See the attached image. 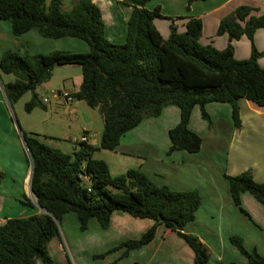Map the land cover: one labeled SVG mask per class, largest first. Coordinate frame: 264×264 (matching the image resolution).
<instances>
[{
	"label": "trees",
	"instance_id": "1",
	"mask_svg": "<svg viewBox=\"0 0 264 264\" xmlns=\"http://www.w3.org/2000/svg\"><path fill=\"white\" fill-rule=\"evenodd\" d=\"M150 1L122 0L131 7L126 37L122 43H112L105 37L101 10L93 0H73L66 11L61 8V0H50L48 4L46 0H0V19L10 22L13 35L34 29L46 38L68 36L88 45L86 52L5 51L0 56V72L15 76L13 81L1 83L9 106L31 91L25 111L44 108L36 86L48 81L56 66L75 64L81 68L82 79L71 95L103 115L99 145L80 142L71 154L44 144L33 132L22 129L32 164L30 191L39 207L22 194L19 201L37 212L5 217L0 222V264H60L50 254L48 244L53 237H59L63 215L73 212L81 231L87 229L91 218L106 229L115 210L135 218H150L154 223L140 237L124 240L94 257H104L120 248H124L125 256L150 242L157 226L163 225L190 246L193 264H210L207 246L196 235L183 232L201 204L198 191L156 184L138 168L112 175L107 163L94 158L93 153L114 150L125 132L145 117L159 116L166 105L179 108V120L168 130L170 145L166 154L179 150L195 153L200 149L201 137L188 127L195 105L210 125L205 104L229 103L233 124L239 128L240 98L264 106V67L258 63L263 52L256 49L253 41L255 30L264 26V14H251L249 5L235 8L219 22L217 34L226 33L228 43L217 49L199 42V18H189L184 32H177L171 24L169 36L163 38L153 23L155 17H162L160 6L148 9ZM193 1L196 0H187L186 8ZM242 35L250 40L251 51L249 57L237 59L231 41ZM3 177L0 169V182ZM225 177L231 198L240 209L244 191L264 206V182L256 181L248 171ZM230 240L246 257V264H264V257L255 249L247 250L240 238L233 236Z\"/></svg>",
	"mask_w": 264,
	"mask_h": 264
},
{
	"label": "crops",
	"instance_id": "2",
	"mask_svg": "<svg viewBox=\"0 0 264 264\" xmlns=\"http://www.w3.org/2000/svg\"><path fill=\"white\" fill-rule=\"evenodd\" d=\"M49 1L46 0V3L48 4ZM61 1L62 10L71 8L73 0ZM93 2L101 10L105 37L112 43L124 42L131 7L123 4L122 0H93ZM155 5L160 6L162 17H155L153 23L163 38L169 36L171 24L176 27L177 32H184L189 18H199L202 22L199 42L210 44L217 49L225 48L228 43L226 33L217 34L219 22L235 8L249 5L252 8L251 14H264V0H196L191 2L188 8H186L187 0H151L146 7L152 9ZM80 40L68 36L46 38L34 29L15 36L11 31L10 22L0 19V56L7 50L19 54L48 53L54 50L86 52L88 45ZM253 41L256 49L263 52L258 58V63L264 67V26L255 30ZM231 44L235 58L249 57L251 42L246 35L232 40ZM2 74L4 73L0 72V169L4 172V177L0 182V213L13 212L7 205L19 204L26 209V214L21 216H28L37 210L22 204L18 198L25 194L36 205L33 196L27 195V188L30 191L31 166L2 89L1 83L10 81H5ZM81 79L82 76L73 83L70 88L71 93L78 89ZM49 82L50 79L43 83ZM238 107L240 127L236 128L231 118L229 103L205 104L210 125L201 117L200 109L195 105L191 111L188 127L201 137L200 149L195 153L179 150L166 154L170 145L168 130L179 120V108L175 105H166L159 116L145 117L137 126L125 132L115 149L110 151L114 155L110 159H103L111 173V162L128 163L131 158L134 160L143 157V161H137V167L156 184L167 185L173 190L198 191L201 204L194 219L183 227V232L196 235L207 246L209 263L213 260L214 264L231 261L246 264V257L230 240L233 236L240 238L247 250L255 249L264 257V206L252 194L244 191L240 195L242 208L240 209L231 198L225 177V175L248 171L256 181L264 182V106H257L245 98H240ZM23 130L32 132L30 128ZM157 138L160 146L155 157L160 159L155 162L156 165H152L146 163L148 159L146 155L154 154L144 150L141 142L144 141L148 145L151 144L152 148H156ZM85 143L89 144L88 140ZM129 168L131 167L125 169ZM13 170L18 172L21 192L10 198V191L7 188H11L12 185L8 183L7 178L8 171ZM126 214L121 210L113 211L108 227L101 236L114 241L117 245L124 238L140 237L154 223L150 218L133 219ZM133 226L137 234L133 232V236H129L127 230ZM116 238L122 239L116 240ZM126 257L130 259V264H193L194 262V252L190 246L183 238L163 225L157 226L150 242L128 251ZM105 261L106 264L113 263V260L107 257ZM38 262L40 261H37V264H42ZM120 262L121 260L117 264Z\"/></svg>",
	"mask_w": 264,
	"mask_h": 264
},
{
	"label": "rangeland",
	"instance_id": "3",
	"mask_svg": "<svg viewBox=\"0 0 264 264\" xmlns=\"http://www.w3.org/2000/svg\"><path fill=\"white\" fill-rule=\"evenodd\" d=\"M80 41L85 43L82 40ZM2 76L5 81H13L15 79L13 74L4 73ZM80 76L81 68L79 65L67 64L56 66L52 70L50 82L48 84L41 83L35 88V92L40 100H42L43 97L49 99L48 102L44 103L45 107H35L30 112L25 111L24 104L30 100L32 95L31 91H27L16 102L11 104L10 110L13 119L22 129L30 128L41 142L52 148L59 149L64 153L71 154L73 150L80 145L79 138L83 134H86L89 144L98 146L103 129V115L100 111L97 108L89 107L84 100H78L73 96L72 100L67 102L64 97L55 100L50 93V89L58 88L71 93L70 88H72L73 83H75ZM73 108L75 110H73ZM157 141L156 148H152L151 144L148 145L144 143V141H140L144 150L154 154H145L148 158L146 163L149 162L152 163V165H156L157 163L155 162L160 159L155 157L160 146L159 138H157ZM148 146L150 147L148 148ZM94 155L97 159H110L114 154L109 150L99 149L94 152ZM142 159L144 158L139 157L138 159L134 158V160L131 158L128 163L124 162L121 164H113L110 161L111 173L112 175H116L124 173L126 170L125 168L128 167L138 168L137 164ZM7 179L8 183L12 185L11 188H7V190L10 191V198H12L15 194L21 192V182L18 172L16 170L8 171ZM27 190V195L32 197L28 188ZM7 207L13 212L0 213V222L8 215L21 216L26 214V209L20 207L19 204H16V206L10 204L7 205ZM126 215L133 219H138L129 214ZM104 230L105 229L99 226L95 218H91L88 222L87 229L81 231L78 229V222L75 214L73 212L67 213L60 220L59 237H54L48 244L49 252L60 264H106V257L107 259L113 260V262L115 261V264L120 260V264H130V259L127 257L125 258L127 254L122 256L124 248L107 253L101 258L94 257V255L105 252L116 246L114 241L101 236ZM127 232H129V236H133V232L137 234L135 233V226L130 227ZM120 239L116 238V240ZM127 239H133V237L124 238V240ZM210 262V264H214L213 260H210Z\"/></svg>",
	"mask_w": 264,
	"mask_h": 264
},
{
	"label": "built area",
	"instance_id": "4",
	"mask_svg": "<svg viewBox=\"0 0 264 264\" xmlns=\"http://www.w3.org/2000/svg\"><path fill=\"white\" fill-rule=\"evenodd\" d=\"M50 93L52 98H54L55 100H58L60 97H64L67 102H70L72 100V95L64 89H52L50 90ZM48 100L49 99L47 97H43L41 101L43 103H46L48 102ZM79 140L80 142H86L87 141L86 135L85 134L81 135Z\"/></svg>",
	"mask_w": 264,
	"mask_h": 264
},
{
	"label": "water",
	"instance_id": "5",
	"mask_svg": "<svg viewBox=\"0 0 264 264\" xmlns=\"http://www.w3.org/2000/svg\"><path fill=\"white\" fill-rule=\"evenodd\" d=\"M15 123H16V127H17V129H18V131H19V133H20V136H21V139H22V141H23V136H22V129H21V127L19 126V124L15 121ZM30 166H31V169H32V164H31V162H30ZM31 169H30V171H31ZM31 174V173H30ZM39 207V206H38Z\"/></svg>",
	"mask_w": 264,
	"mask_h": 264
}]
</instances>
